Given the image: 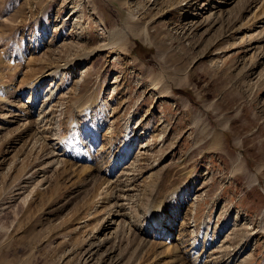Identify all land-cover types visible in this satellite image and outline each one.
Instances as JSON below:
<instances>
[{
  "label": "rangeland",
  "instance_id": "rangeland-1",
  "mask_svg": "<svg viewBox=\"0 0 264 264\" xmlns=\"http://www.w3.org/2000/svg\"><path fill=\"white\" fill-rule=\"evenodd\" d=\"M0 264H264V0H0Z\"/></svg>",
  "mask_w": 264,
  "mask_h": 264
},
{
  "label": "bare ground",
  "instance_id": "bare-ground-1",
  "mask_svg": "<svg viewBox=\"0 0 264 264\" xmlns=\"http://www.w3.org/2000/svg\"><path fill=\"white\" fill-rule=\"evenodd\" d=\"M121 34V33H120ZM117 36V37H116ZM121 36V35H120ZM114 39L115 40H118L119 39V35H115L114 36ZM50 76H52V75H50ZM49 76V77H50ZM55 77L57 78L58 77V75L57 74H53V78H51V79H53V80H55ZM47 78V77H46ZM48 80H50V79H48ZM47 81V79L45 80V82ZM44 82V83H45ZM52 83H54L53 81H51ZM39 83H40V81H39ZM37 85V84H36ZM41 85V84H40ZM41 88V87H40ZM35 90H33V95H32V93H31V95H30V97H29V103H31L30 102V100L31 99H33V101H34V98H33V96L36 94L37 95V91L39 92L40 90H39V87L38 86H35V88H34ZM36 91V93L34 94V92ZM39 94V93H38ZM50 99L46 96V101H49ZM45 101V102H46ZM87 104L89 105L90 104V107H91V109H92V111L94 110V104H92V103H85L84 105H83V108H82V110L83 111H87V109L85 108L84 109V107H86L87 106ZM92 104V105H91ZM82 111V112H83ZM23 112V111H22ZM22 112H21V114H22ZM93 113V112H92ZM90 114H91V112H90ZM85 116H87V117H89V111H87L86 113H85ZM68 148V147H67ZM92 148V147H91ZM79 151H80V155H79V157H80V161H85V162H89V161H87V160H85V158H88L87 156L89 155V152H90V150H88L87 149V147H86V149H84V148H82V149H79ZM78 151V152H79ZM91 156V155H90ZM164 187V186H163ZM163 187L162 188H159L158 189V191H156V190H154L150 195H149V201H150V198H152V201L150 202V204H149V208L148 209H146V212H144V213H146V224L148 225V227L147 228H143L142 230H140V232H139V234L140 235H142V236H138V234L137 233H133L132 231V233L136 236V237H139L140 239H141V246L142 247H144L143 245L147 242L146 241V239L144 238V237H146V236H150L151 235V233L153 232V233H155V234H158L160 237H166V239H169V236H170V233H171V231H172V227H173V225H174V222L172 221L173 219H174V221H175V219L177 218V215H178V212H180V210L183 208V203H182V201L179 199H177V197H175L178 193H176V191L174 190V193L173 192H171L170 194H173V195H171V196H173V197H170V194L169 195H166L167 193H169L170 191H172L171 189L170 190H167V191H165V189H163ZM157 189V188H156ZM179 190V189H178ZM166 193V194H165ZM174 201V200H176V202H174V205H172L173 207H169L168 206V204H169V202L170 201ZM170 205V204H169ZM145 217V216H144ZM170 219V223H168V220ZM145 224V225H146ZM169 224V225H168ZM144 225V226H145ZM130 230H132V228H129ZM146 229V230H145ZM138 231V230H137ZM136 231V232H137ZM133 235V237L135 238V236ZM162 237V238H163ZM171 237V236H170ZM138 239V238H137ZM139 239V240H140ZM102 245V243H100V244H98V245H95L94 247H92V249L94 250H96L98 247L100 248V246ZM102 247V246H101ZM147 247V246H146ZM145 248V247H144ZM92 250V251H93ZM91 250L89 251V252H92ZM88 252V253H89ZM92 253H94V252H92ZM182 260V259H181ZM233 260H235L234 258H233Z\"/></svg>",
  "mask_w": 264,
  "mask_h": 264
}]
</instances>
